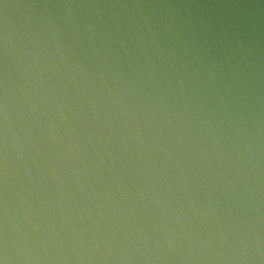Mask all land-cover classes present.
I'll use <instances>...</instances> for the list:
<instances>
[{
    "label": "water",
    "instance_id": "1",
    "mask_svg": "<svg viewBox=\"0 0 264 264\" xmlns=\"http://www.w3.org/2000/svg\"><path fill=\"white\" fill-rule=\"evenodd\" d=\"M0 264H264V0H0Z\"/></svg>",
    "mask_w": 264,
    "mask_h": 264
}]
</instances>
